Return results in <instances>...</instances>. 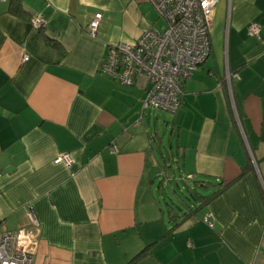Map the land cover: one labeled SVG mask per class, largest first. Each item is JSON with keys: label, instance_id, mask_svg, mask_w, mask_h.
Returning a JSON list of instances; mask_svg holds the SVG:
<instances>
[{"label": "crops", "instance_id": "1", "mask_svg": "<svg viewBox=\"0 0 264 264\" xmlns=\"http://www.w3.org/2000/svg\"><path fill=\"white\" fill-rule=\"evenodd\" d=\"M159 21L149 0H0V225L24 227L32 207L33 264H129L145 248L134 264H264V0H216L210 54L170 114L177 170L212 192L229 184L172 232L151 191L143 94L99 71L108 46ZM62 153L71 165L53 163Z\"/></svg>", "mask_w": 264, "mask_h": 264}, {"label": "built area", "instance_id": "2", "mask_svg": "<svg viewBox=\"0 0 264 264\" xmlns=\"http://www.w3.org/2000/svg\"><path fill=\"white\" fill-rule=\"evenodd\" d=\"M149 1L164 21V29L147 31L132 44L108 46L99 71L119 85L139 90L143 94L144 111L174 114L179 108L182 84L210 54L216 0ZM101 17V13H96L90 20L86 27L88 36L95 37ZM30 21L38 30L45 23L41 13L34 14ZM260 31L261 26L256 22L247 27L248 36L256 39ZM27 59L24 56L22 60ZM226 83L230 89L229 74ZM53 163L69 166L72 158L62 153ZM25 218V226L13 232L3 230L0 225V264H33L39 223L32 207H26ZM201 221L213 229L210 213Z\"/></svg>", "mask_w": 264, "mask_h": 264}, {"label": "rangeland", "instance_id": "3", "mask_svg": "<svg viewBox=\"0 0 264 264\" xmlns=\"http://www.w3.org/2000/svg\"><path fill=\"white\" fill-rule=\"evenodd\" d=\"M165 23L160 19L159 23L155 25L158 31H162ZM148 114L150 115L149 121ZM165 121L167 123H165ZM144 127L149 133L151 139L150 143L153 151L152 166V183L151 191L157 205L161 206L163 210L166 209L165 204H175L180 206V200L188 205L192 204L190 193H192V183L185 181V171L180 165V170H177L176 160V135H170L172 116L163 112H155L151 110L145 111L143 120ZM164 166L170 167L169 173H161ZM161 170V171H160ZM166 177V178H165ZM183 180V181H182ZM187 182L189 192L184 190V183ZM160 186V187H159ZM178 186V187H177ZM197 193L201 195H208L212 191L197 188ZM174 192V194H173ZM165 213V217L166 212Z\"/></svg>", "mask_w": 264, "mask_h": 264}, {"label": "trees", "instance_id": "4", "mask_svg": "<svg viewBox=\"0 0 264 264\" xmlns=\"http://www.w3.org/2000/svg\"><path fill=\"white\" fill-rule=\"evenodd\" d=\"M10 13L12 15L19 16V17L23 16L21 6L17 2H14V1H12L10 4ZM169 171H170V167L164 166L161 173L163 172L165 173L164 175H166L167 173H169ZM187 176H190V175L185 176V181L188 180L187 182L192 183V193L189 192V186L187 182L184 183V190L190 193L192 204L188 205L180 200L179 202L180 206L171 203L170 205L165 204L166 206L165 210H163V208L161 207V212L164 215H165L164 211L166 212L167 221L169 222L171 226L168 232L174 231L178 227V225L183 221V219L195 217L200 211L204 210L205 207L212 200L218 197L229 186V184H227V185L220 187L219 189H216L211 194L201 195L197 193L196 189L199 187V188H203L204 190L206 189L209 190L211 187L214 186L213 183L208 182V181H203L200 179H195L194 176H190V178L188 179ZM148 249L149 248H145L142 251H140L129 264H134L140 261L141 259H143V257L147 255Z\"/></svg>", "mask_w": 264, "mask_h": 264}]
</instances>
